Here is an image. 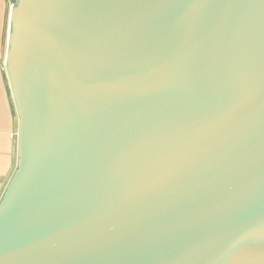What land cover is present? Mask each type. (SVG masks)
Instances as JSON below:
<instances>
[{"label":"water","instance_id":"1","mask_svg":"<svg viewBox=\"0 0 264 264\" xmlns=\"http://www.w3.org/2000/svg\"><path fill=\"white\" fill-rule=\"evenodd\" d=\"M0 264H264V0H17Z\"/></svg>","mask_w":264,"mask_h":264},{"label":"crops","instance_id":"2","mask_svg":"<svg viewBox=\"0 0 264 264\" xmlns=\"http://www.w3.org/2000/svg\"><path fill=\"white\" fill-rule=\"evenodd\" d=\"M17 0H0V199L16 167L18 117L11 109L3 77L7 41V18Z\"/></svg>","mask_w":264,"mask_h":264}]
</instances>
